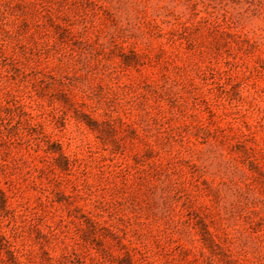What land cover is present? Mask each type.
<instances>
[{"label": "rangeland", "instance_id": "rangeland-1", "mask_svg": "<svg viewBox=\"0 0 264 264\" xmlns=\"http://www.w3.org/2000/svg\"><path fill=\"white\" fill-rule=\"evenodd\" d=\"M0 264H264V0H0Z\"/></svg>", "mask_w": 264, "mask_h": 264}]
</instances>
